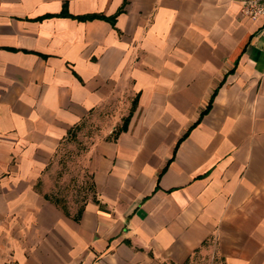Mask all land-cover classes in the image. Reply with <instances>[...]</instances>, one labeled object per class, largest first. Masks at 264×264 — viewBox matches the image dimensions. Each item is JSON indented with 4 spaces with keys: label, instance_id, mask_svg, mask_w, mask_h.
<instances>
[{
    "label": "crops",
    "instance_id": "0c3cea01",
    "mask_svg": "<svg viewBox=\"0 0 264 264\" xmlns=\"http://www.w3.org/2000/svg\"><path fill=\"white\" fill-rule=\"evenodd\" d=\"M241 0H0V264H264V18ZM86 145L91 197L53 199Z\"/></svg>",
    "mask_w": 264,
    "mask_h": 264
},
{
    "label": "rangeland",
    "instance_id": "374dc122",
    "mask_svg": "<svg viewBox=\"0 0 264 264\" xmlns=\"http://www.w3.org/2000/svg\"><path fill=\"white\" fill-rule=\"evenodd\" d=\"M85 150L86 145L83 141L69 140L68 145L61 150L57 158L53 175L55 189L51 197L64 206L69 201L80 206L91 197L90 180L82 172L81 158Z\"/></svg>",
    "mask_w": 264,
    "mask_h": 264
},
{
    "label": "built area",
    "instance_id": "2783aa9c",
    "mask_svg": "<svg viewBox=\"0 0 264 264\" xmlns=\"http://www.w3.org/2000/svg\"><path fill=\"white\" fill-rule=\"evenodd\" d=\"M241 15L249 20L255 21L264 18V0H241Z\"/></svg>",
    "mask_w": 264,
    "mask_h": 264
}]
</instances>
